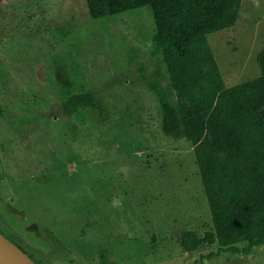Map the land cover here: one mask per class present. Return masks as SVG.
<instances>
[{"label": "rangeland", "instance_id": "obj_1", "mask_svg": "<svg viewBox=\"0 0 264 264\" xmlns=\"http://www.w3.org/2000/svg\"><path fill=\"white\" fill-rule=\"evenodd\" d=\"M240 11L207 35L227 87L261 73L264 0ZM154 28L148 6L93 20L86 0H0V97L45 119L26 137L0 119V230L41 264H264V244L180 246L214 227L193 146L162 132L144 80ZM87 91L95 108L61 115Z\"/></svg>", "mask_w": 264, "mask_h": 264}, {"label": "trees", "instance_id": "obj_2", "mask_svg": "<svg viewBox=\"0 0 264 264\" xmlns=\"http://www.w3.org/2000/svg\"><path fill=\"white\" fill-rule=\"evenodd\" d=\"M241 2L86 0L93 20L145 6L152 10L155 28L150 54L158 65L155 78L144 80L158 99L162 132L193 146L214 227L204 236L183 231L179 243L188 253L204 244H218L217 253L248 255L264 244V48L257 56L260 75L227 87L207 39L208 34L236 24ZM162 68L167 86L160 83ZM87 107H96L90 91L69 96L60 112L69 116ZM0 119L23 137L45 121L33 112L17 111L3 97Z\"/></svg>", "mask_w": 264, "mask_h": 264}, {"label": "water", "instance_id": "obj_3", "mask_svg": "<svg viewBox=\"0 0 264 264\" xmlns=\"http://www.w3.org/2000/svg\"><path fill=\"white\" fill-rule=\"evenodd\" d=\"M0 264H37L22 248L0 232Z\"/></svg>", "mask_w": 264, "mask_h": 264}, {"label": "crops", "instance_id": "obj_4", "mask_svg": "<svg viewBox=\"0 0 264 264\" xmlns=\"http://www.w3.org/2000/svg\"><path fill=\"white\" fill-rule=\"evenodd\" d=\"M241 12V11H240ZM240 14V13H239ZM233 27H235V26H233ZM233 27H231V28H233Z\"/></svg>", "mask_w": 264, "mask_h": 264}]
</instances>
